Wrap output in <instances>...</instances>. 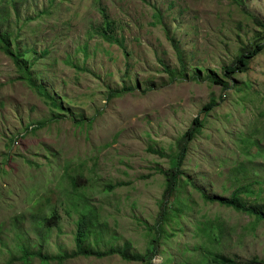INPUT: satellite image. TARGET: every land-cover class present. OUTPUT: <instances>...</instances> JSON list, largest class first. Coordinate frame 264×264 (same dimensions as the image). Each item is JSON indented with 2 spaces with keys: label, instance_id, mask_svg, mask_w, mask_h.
<instances>
[{
  "label": "rangeland",
  "instance_id": "374dc122",
  "mask_svg": "<svg viewBox=\"0 0 264 264\" xmlns=\"http://www.w3.org/2000/svg\"><path fill=\"white\" fill-rule=\"evenodd\" d=\"M102 11L126 49L101 36ZM255 20L264 25V0H0V264H136L69 258L86 207L98 216L90 253L145 255L166 208L153 264L195 262L189 248L207 244L199 229L209 224L237 264L264 260V221L204 199L250 187L259 197L243 200L264 207V51L246 73L224 76L264 44ZM27 68L63 109L30 86ZM213 101L164 206L160 171Z\"/></svg>",
  "mask_w": 264,
  "mask_h": 264
},
{
  "label": "trees",
  "instance_id": "16d2710c",
  "mask_svg": "<svg viewBox=\"0 0 264 264\" xmlns=\"http://www.w3.org/2000/svg\"><path fill=\"white\" fill-rule=\"evenodd\" d=\"M102 16L104 19L105 27L104 30L100 33L101 36L104 38L105 41L111 44H116L122 49H126L124 45V41L121 38L118 39L114 35L112 31L113 23L110 20L108 14L105 11H102ZM255 21L258 25L260 26L263 25L258 20ZM3 48L8 54L12 55L8 46H4ZM263 51H264V44H259L254 49L251 50L249 49L242 50L238 58L228 68L224 69V76L227 79H231L237 75L246 73L249 69L250 62H252L259 55H261ZM24 72H25L24 73L25 80L40 96L46 98L49 102H51V104L54 107L63 109L61 106H59V102L50 93H48L46 88L43 85H39L34 80L33 75L30 72V69L27 68ZM208 80H210L214 85L222 86L224 87V89H227V86L214 76H209ZM215 106H216V102L213 101L202 109L200 115L193 120L189 130L179 140L177 144L178 154L172 159L170 170L166 173L160 171V173L166 179V189L162 197L164 206L166 205L165 204L166 202L172 200L175 194H177L180 191L179 188L181 184V179L184 176V173L182 172V167L188 155L189 145L195 140L196 136H198L203 129L202 115L210 113L215 108ZM153 153L163 156V154L160 152H153ZM81 177H82L81 175L70 177V184L74 191H78L80 187L78 180ZM251 197H259V196L250 187H243L237 190L233 194L231 200L210 198L206 196L204 197V199L207 202H211L213 204H217L219 206H224L227 208H232L235 211L249 214L251 217L253 216L259 221H264V207L250 206L248 203L245 202V200H243ZM165 211L166 208H162V214L160 215V218L157 222V226H155V228H157V231H159L160 234H158V237H154L149 241V243L151 244L148 249V252L145 255L139 253L130 254L128 249H114L108 252L106 251V252L90 253L84 247V244L86 243L88 237L90 236L91 231L94 229L95 222L98 216L96 211L86 207L83 209L80 218L77 220V231L75 236L76 249L71 254H69V258H76L78 256H85V257L95 256V257H99L100 259H103L106 258V256L108 255H118L127 262L136 263V264H153L152 261L154 260V257L159 255V253L161 254V252L158 249L159 247L158 240L160 239L159 236H161L162 232L164 231L162 228V223H163L162 220L165 217ZM54 216H56V213L52 214V218ZM210 227H212V225L209 224V226L204 225L199 229L200 236L205 238L206 240L205 242L207 244L194 245L193 246L194 248H189V252L196 255L198 254L199 256L198 259L191 264H237L236 259L222 254L221 249L217 246L222 243V238H223L222 228L220 229L219 233H214L210 229ZM174 233L175 231H172L168 236ZM30 253L32 252H26L25 254L27 260L29 259L28 257H30ZM33 253L35 254L38 253L37 256H39L44 262H51L52 259H54L53 257H49L42 252H33ZM66 258H68V255H64L62 258H59V260L63 262V259ZM175 260L177 261V264H182V257H177V259L175 258ZM255 260L258 264H264V260H260L258 258H255ZM162 264H164V262H162Z\"/></svg>",
  "mask_w": 264,
  "mask_h": 264
}]
</instances>
